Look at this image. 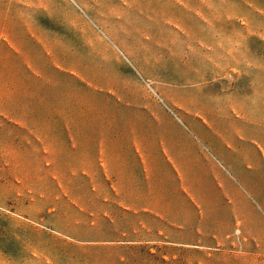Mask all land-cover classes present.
Returning <instances> with one entry per match:
<instances>
[{
    "label": "rangeland",
    "instance_id": "rangeland-1",
    "mask_svg": "<svg viewBox=\"0 0 264 264\" xmlns=\"http://www.w3.org/2000/svg\"><path fill=\"white\" fill-rule=\"evenodd\" d=\"M0 96L27 116L35 103L67 100L131 116L119 102L139 100L264 140V0H0ZM35 130L0 121V264L252 260L236 243L120 241L108 221L120 213L95 201L85 176L52 166Z\"/></svg>",
    "mask_w": 264,
    "mask_h": 264
},
{
    "label": "crops",
    "instance_id": "crops-1",
    "mask_svg": "<svg viewBox=\"0 0 264 264\" xmlns=\"http://www.w3.org/2000/svg\"><path fill=\"white\" fill-rule=\"evenodd\" d=\"M89 90L101 96L103 88ZM119 103L133 115L103 116L95 102L91 110L67 100L35 103L28 116L3 103L0 121L35 124L50 164L85 176L95 201L110 202L120 213L108 218L120 241L152 234L199 250L236 243L252 247L238 249L252 259L244 256L241 264H264V140L239 131L224 136L206 118L183 116L168 105L159 115L145 101Z\"/></svg>",
    "mask_w": 264,
    "mask_h": 264
}]
</instances>
